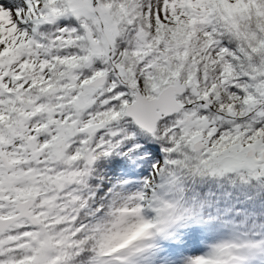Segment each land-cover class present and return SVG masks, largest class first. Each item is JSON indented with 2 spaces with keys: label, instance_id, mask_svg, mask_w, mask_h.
I'll return each instance as SVG.
<instances>
[{
  "label": "snow or ice",
  "instance_id": "snow-or-ice-1",
  "mask_svg": "<svg viewBox=\"0 0 264 264\" xmlns=\"http://www.w3.org/2000/svg\"><path fill=\"white\" fill-rule=\"evenodd\" d=\"M0 264H264V0H0Z\"/></svg>",
  "mask_w": 264,
  "mask_h": 264
}]
</instances>
